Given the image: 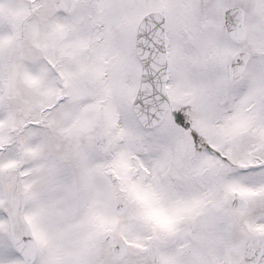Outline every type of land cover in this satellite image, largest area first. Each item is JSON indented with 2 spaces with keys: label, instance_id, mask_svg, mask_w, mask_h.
<instances>
[{
  "label": "snow or ice",
  "instance_id": "6c2138e0",
  "mask_svg": "<svg viewBox=\"0 0 264 264\" xmlns=\"http://www.w3.org/2000/svg\"><path fill=\"white\" fill-rule=\"evenodd\" d=\"M0 264H264V0H0Z\"/></svg>",
  "mask_w": 264,
  "mask_h": 264
}]
</instances>
